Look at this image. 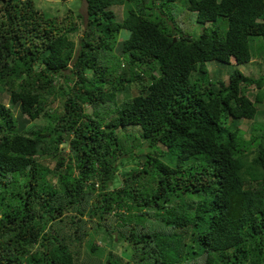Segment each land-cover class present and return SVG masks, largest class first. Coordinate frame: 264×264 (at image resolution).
Returning a JSON list of instances; mask_svg holds the SVG:
<instances>
[{"label":"trees","instance_id":"obj_1","mask_svg":"<svg viewBox=\"0 0 264 264\" xmlns=\"http://www.w3.org/2000/svg\"><path fill=\"white\" fill-rule=\"evenodd\" d=\"M78 1L53 15L0 0V93L46 120L19 131L0 103V264H264V122L237 124L264 72L225 84L206 66L264 54V0H85V15ZM101 227L128 259L96 244Z\"/></svg>","mask_w":264,"mask_h":264},{"label":"rangeland","instance_id":"obj_2","mask_svg":"<svg viewBox=\"0 0 264 264\" xmlns=\"http://www.w3.org/2000/svg\"><path fill=\"white\" fill-rule=\"evenodd\" d=\"M70 2L74 3V0H67L66 2H63L61 0H35L36 7L38 9H43L48 12H50L53 15H63L66 11V6L65 5H70ZM178 5L181 4L182 0L178 1ZM65 3V4H64ZM71 6V5H70ZM74 6L73 10L74 12H80L83 15H85V0H79L76 2V4H72ZM116 13L118 18L122 17L123 14V8L122 7H115ZM177 10V9H176ZM179 12V11H178ZM177 12V13H178ZM178 15V14H176ZM79 20V18H77ZM201 27L199 25H194L193 23L191 24L190 29H186L190 34L193 33H199L201 31ZM74 33L72 35L74 40H78V34ZM129 32L126 30H122L119 35V40H123L128 37ZM116 48V53H117ZM253 50V49H252ZM255 48L253 52V58L251 61L243 64H238L236 63L235 59H232L229 64H224L220 63L217 61H210L206 63L207 69H208V74H210L212 79L216 80H221L225 84L228 83V78L229 74L234 71L235 69L240 70L243 72L245 75L253 76V77H258L261 72H264V54L260 56L255 55ZM68 72V71H66ZM90 76V73L87 74ZM256 88L250 86V89L248 90V95L251 99H254V94L256 93ZM57 100L54 103H51L49 107H53L56 110L59 111V113L62 111L61 108V103H62V98L59 95V89L55 92ZM137 93V89L135 86H131L128 90L123 91L120 93L119 100H122L126 97L133 96ZM251 93V94H250ZM49 99H47V102ZM0 103L4 104L6 108L9 109L10 115L9 117L12 118L16 124V128L19 131H23L24 129L30 127V125L33 124H42L46 123L45 118L42 116H38L35 119H30L27 114L22 113L21 108L19 103L12 104L11 103V93L10 90L3 91L0 93ZM49 104V103H48ZM89 107H86L85 110L89 111ZM256 122H264V100L261 101L260 103H257V113L254 117V119H240L237 121V124L239 127L244 129L246 131L245 136L248 137V135L251 132H254V127L253 124ZM122 131L127 133L129 135V138L126 140L128 143L133 145L134 147H137V145H142L143 143L145 144L144 140L140 136V129L136 126L130 125V126H125L122 128ZM143 146V145H142ZM60 147H64V157H67V154L69 153L68 150V145L67 143L60 145ZM143 152L146 151L145 146H143ZM139 151L135 149V156L133 157L132 160H124L123 162L125 163L124 168L125 170L131 169L132 167H135V164L137 162H142L143 157L142 154L138 153ZM39 159V158H38ZM40 162L43 163L44 165H48V167H53L56 159L55 158H40ZM120 176L116 177L115 181L113 182V187L121 186V181H120ZM57 182V178H54V183ZM90 223H87V226H89ZM88 228V227H87ZM105 231L103 230V227L100 228V230L97 232L95 236V241L98 246H104L107 249H111L113 252L117 253L118 255L123 256L124 258L128 259L129 255L132 252V246L127 242V241H111L110 244L107 242H104V236H105ZM87 237V236H86ZM84 238L82 245H81V251H86L89 248V245L92 241V238ZM108 240V235L106 236ZM81 252V255H82Z\"/></svg>","mask_w":264,"mask_h":264},{"label":"water","instance_id":"obj_3","mask_svg":"<svg viewBox=\"0 0 264 264\" xmlns=\"http://www.w3.org/2000/svg\"><path fill=\"white\" fill-rule=\"evenodd\" d=\"M173 40H175V37L173 38Z\"/></svg>","mask_w":264,"mask_h":264}]
</instances>
